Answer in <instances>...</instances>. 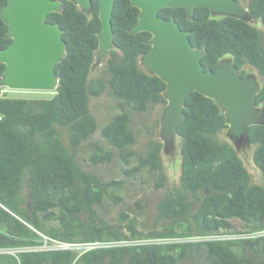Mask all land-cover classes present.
Returning <instances> with one entry per match:
<instances>
[{
	"label": "trees",
	"instance_id": "1",
	"mask_svg": "<svg viewBox=\"0 0 264 264\" xmlns=\"http://www.w3.org/2000/svg\"><path fill=\"white\" fill-rule=\"evenodd\" d=\"M46 21L62 30L66 53L55 67L58 86L47 99L11 98L0 87V264H264V187L254 184L234 147L219 134L228 128L224 112L197 92L185 100L180 140L179 188L157 204V227L138 229L127 208L114 220L107 210L120 200V182L84 170L76 151L98 131L89 109L91 98L105 91L119 112L99 129L107 150L98 141L88 161L92 167L112 162L117 152L136 166L125 174L154 175V188L166 181L162 144L150 140L140 153L132 114L165 107L166 85L139 66L150 49L151 34L129 33L138 9L129 0H115L111 25L113 47L102 75L90 78L98 51V0L82 12L72 0ZM239 1V0H235ZM6 0H0V10ZM258 29L233 17L214 16L197 7L191 18L184 8L162 9L158 15L174 19L189 33L193 47L203 51L201 65L215 71L230 59L240 76L248 65L260 77L256 105L264 113V0H247ZM0 18V50L11 40ZM4 65L0 64V78ZM252 160L264 180V125L248 128ZM236 224H238L236 226ZM175 239L177 242L130 244L83 253L43 247L53 242L94 243Z\"/></svg>",
	"mask_w": 264,
	"mask_h": 264
},
{
	"label": "water",
	"instance_id": "2",
	"mask_svg": "<svg viewBox=\"0 0 264 264\" xmlns=\"http://www.w3.org/2000/svg\"><path fill=\"white\" fill-rule=\"evenodd\" d=\"M84 13L91 10L90 0H72ZM115 0H98V59L113 47L112 13ZM138 9L137 22L129 29L136 35L148 32L150 49L139 62L150 74L165 83L166 105L160 120L163 140L170 144L183 119L188 95L197 92L215 102L224 112L232 133L243 132L247 142L248 128L264 125V113L256 105L260 86L251 76L241 77L230 59L222 60L215 71H205L201 65L203 51L193 47L189 33L179 28L174 19L158 15L162 9L184 8L191 18L197 7H205L214 16L240 18L251 16L235 0H129ZM62 11L55 0H6L0 18L7 26L6 37L11 42L0 50L4 71L0 87L14 91L53 92L58 86L55 67L66 53L62 30L46 18ZM247 22V21H246Z\"/></svg>",
	"mask_w": 264,
	"mask_h": 264
},
{
	"label": "rangeland",
	"instance_id": "3",
	"mask_svg": "<svg viewBox=\"0 0 264 264\" xmlns=\"http://www.w3.org/2000/svg\"><path fill=\"white\" fill-rule=\"evenodd\" d=\"M243 9L247 11V0H239ZM245 20L258 29H262L260 23L246 17ZM104 56L101 59L96 57L94 66L92 67L90 78H95L103 74L105 65ZM139 66H144L139 62ZM243 69L247 76H251L260 86V77L256 71L248 65H244ZM2 95L11 98H28V99H47L53 96V92H34V91H14L4 88ZM165 107L157 106L154 110L147 114H132V129L136 134V143L130 148V151L140 153L143 151L150 140H157L162 144L160 153L163 163L164 174L166 176L165 184L162 188H154V175L145 171L136 174H125L127 169L136 166L134 160H128L125 163L117 152H113L114 159L112 162L92 167L88 161L94 147L92 143L97 142L107 150L109 147L102 141L99 129L105 125L119 110L116 103L105 91L98 98H91L89 109L98 123V131L93 135L89 142L83 143L76 151V160L80 166L86 171H94L105 180H114L120 182L121 190L116 194L120 200H116V204L107 210L106 217L114 220L120 211L127 208L131 209L137 217L138 229L142 232H150L157 227V204L169 192L179 188L180 177V140L174 136L171 143L167 144L160 132V120ZM219 139L230 143L237 152L247 169L251 181L254 184L264 187V180L253 163L252 153L254 147L249 145L243 132L232 133L229 128L219 134ZM111 151V150H110ZM238 224H236L237 226ZM45 245L44 247H48Z\"/></svg>",
	"mask_w": 264,
	"mask_h": 264
},
{
	"label": "built area",
	"instance_id": "4",
	"mask_svg": "<svg viewBox=\"0 0 264 264\" xmlns=\"http://www.w3.org/2000/svg\"><path fill=\"white\" fill-rule=\"evenodd\" d=\"M171 242H177V240L175 239H149V240L138 242V243L121 241V242H94V243H80V244L53 242L48 247H45V248L52 249V250L77 251L79 253H83L85 251L98 249V248H110V247L125 246V245H130V244H155V243L163 244V243H171Z\"/></svg>",
	"mask_w": 264,
	"mask_h": 264
}]
</instances>
